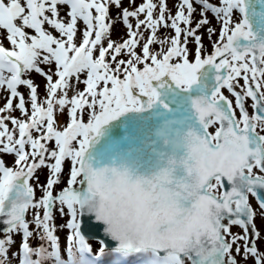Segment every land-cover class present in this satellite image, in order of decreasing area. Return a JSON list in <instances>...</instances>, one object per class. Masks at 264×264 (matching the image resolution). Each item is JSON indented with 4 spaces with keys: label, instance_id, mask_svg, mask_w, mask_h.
I'll use <instances>...</instances> for the list:
<instances>
[{
    "label": "snow or ice",
    "instance_id": "6c2138e0",
    "mask_svg": "<svg viewBox=\"0 0 264 264\" xmlns=\"http://www.w3.org/2000/svg\"><path fill=\"white\" fill-rule=\"evenodd\" d=\"M122 4L0 0V98L5 100L0 106V217L10 230L35 231L47 240L55 236L56 214L61 220L67 216L59 227L79 243L82 264H98L110 242L117 258H135L130 264H264L258 247L264 239V0H177L174 13L168 0L138 5L129 0L133 8ZM196 6L200 19L194 22ZM209 13L220 31L212 40L216 30L207 27L213 51L203 55L200 30L210 25ZM117 24L127 30L126 38L113 39ZM161 27L174 35L158 36ZM189 43L195 45L192 61ZM121 55L128 59H118ZM34 75L44 80L43 95ZM198 85L189 114L178 122L209 152L231 146L236 166L229 173L181 168L175 194L186 204L195 197V230L130 244L95 203L96 158L90 149L110 121L157 105L171 112L165 94L190 93ZM15 111L19 117L12 115ZM8 155L11 164L4 159ZM90 240L98 244L95 254Z\"/></svg>",
    "mask_w": 264,
    "mask_h": 264
},
{
    "label": "clouds",
    "instance_id": "9594fccd",
    "mask_svg": "<svg viewBox=\"0 0 264 264\" xmlns=\"http://www.w3.org/2000/svg\"><path fill=\"white\" fill-rule=\"evenodd\" d=\"M161 122L156 130L160 147L155 149L156 166L140 170L127 161L113 157L96 158L92 175L95 203L110 217V227L125 236L130 244H141L145 239L167 240L173 234L195 230L199 210L196 203L186 204L178 197L176 181L181 168L193 172L229 173L236 166L235 150L229 146L217 152L201 138L189 136L180 117ZM155 143V142H154ZM170 160L173 163H170Z\"/></svg>",
    "mask_w": 264,
    "mask_h": 264
},
{
    "label": "water",
    "instance_id": "95a60500",
    "mask_svg": "<svg viewBox=\"0 0 264 264\" xmlns=\"http://www.w3.org/2000/svg\"><path fill=\"white\" fill-rule=\"evenodd\" d=\"M210 71L202 70V72ZM203 80V76H202ZM201 87L195 86L190 93L165 94V99L173 105V111L169 112L159 105L144 112H128L117 119L110 121L103 127L102 135L90 149V154L102 160H111L113 157L127 161L137 166L140 170H151L156 166V152L160 147L156 136V130L162 121L173 124L169 117H182L189 114L190 97L198 95ZM155 142V143H154ZM178 174H182L179 172ZM10 227L0 217V230L6 231ZM103 225H100L102 234ZM83 231V229H82ZM87 235V233L85 232ZM114 242H110V248Z\"/></svg>",
    "mask_w": 264,
    "mask_h": 264
},
{
    "label": "rangeland",
    "instance_id": "374dc122",
    "mask_svg": "<svg viewBox=\"0 0 264 264\" xmlns=\"http://www.w3.org/2000/svg\"><path fill=\"white\" fill-rule=\"evenodd\" d=\"M213 1L215 2V0H213ZM142 2H143V0H136V5H138ZM176 2H177V0H168V6L170 9H172L173 13L175 12V8L173 5ZM122 6L123 7H129V8L135 7V5L129 4V0H123ZM196 7H197V11L193 16L194 22L196 20L200 19V17H199V6H196ZM116 11L117 10L115 9V7H113L111 9V14L113 16H115ZM60 12H61V15H63L65 12V9L61 8ZM140 18L143 19V15H141ZM208 18L211 21L210 25H207L200 30V33L203 34V44L205 46L208 45V43L206 42V40L208 39V34L206 31L207 27L215 28L216 32H217V29L220 28V24L213 17V14L209 13ZM132 23H133V25H135L134 19L132 20ZM46 27H48V26L46 25ZM79 27L83 28V24L82 23L79 24ZM49 30H51V29L49 28ZM0 31H4V30H0ZM126 31L127 30L123 27L122 24H117L113 30V39H116L118 36H124L126 38ZM219 31H220V29H218V32ZM53 34H57V33L54 32ZM165 34L174 35V31L171 28H160L158 30V33H157L158 36L163 37ZM148 35H149V33L146 31L144 33L145 39L147 38ZM76 39H77V42H79V39H80L79 33L77 34ZM212 40H214V39L212 38ZM142 43L136 49L138 54L142 53ZM105 45H106V41H105ZM151 47L153 50H156L158 48V45H152ZM188 47L194 48L195 45H194V43H189ZM97 54H98V51L95 53V55H97ZM192 57H194V55H192ZM118 59H125L126 60V59H128V57L125 55H121L120 57H118ZM139 67H142V65H140ZM33 78H34L35 83L40 85L39 92L41 95H43L44 80L42 78H40L38 75H34ZM121 78H123V77H121ZM78 87L80 90H83L85 85H83L81 83L78 85ZM101 87H103V85H101ZM19 91H21L22 93L25 94V96H27L28 90L25 87H20ZM3 95H7V93H3ZM71 95H72V93L69 92V96H71ZM4 103H5V100L3 98H0V106H2ZM14 103H15V101H14ZM12 115L19 117L20 113H19V111H15L12 113ZM61 122H63V118H61ZM11 127H12V125L9 122V128H11ZM34 135H35V133H34ZM4 159L6 160V162L8 164H11L13 157L11 155H8V156H5ZM39 175H40L41 182H44V180H45L44 173L41 172V173H39ZM66 178H67V170L65 171V176H64L65 181H66ZM40 194H41L40 191L37 190L36 195L40 196ZM56 216H57V219L55 220V223L57 225V230L55 233V237H56L57 244H59V248L63 249V252L60 254L58 259H56L55 263L49 262V264H82V261L79 259L80 256L78 254L79 243L69 239V230L67 228L61 229L59 227L62 223L66 222L68 217L65 216L64 219L61 220L58 216V213L56 214ZM29 218H30V216H29ZM34 227H35L34 225H30V228H34ZM26 231H27V233H29V236H27V237H25L23 235L22 231H20V230H8L7 232H0V240H1L0 241V243H1V246H0V264H15V260L17 262L19 261L18 264H41V263H39L40 259L38 260V258L34 257V252L37 250L34 243L40 242L39 240H37L38 238H34V235L37 236V233L35 231H28V230H26ZM39 237H42V236H39ZM6 241L9 242V246H7ZM21 245L22 246L26 245L29 249V261L28 262L22 261V258L19 254V249H20ZM69 247L71 248V251H69ZM42 250L45 251V247ZM97 250H98V247H95L92 249L93 253H96ZM17 252H18L19 259H16V257H15ZM40 254L42 255L41 257L45 256V253L40 252ZM111 254L108 253L104 258H102L100 260L99 264H125V263L130 264V261L135 259L134 257H129L127 259L117 258L116 256H112ZM54 257H55V255H54ZM125 260H127L128 262ZM43 264H45V263L43 262ZM249 264H253V262L251 260H249Z\"/></svg>",
    "mask_w": 264,
    "mask_h": 264
},
{
    "label": "flooded vegetation",
    "instance_id": "af4514ba",
    "mask_svg": "<svg viewBox=\"0 0 264 264\" xmlns=\"http://www.w3.org/2000/svg\"><path fill=\"white\" fill-rule=\"evenodd\" d=\"M218 36H219V32L217 31V32H216V35H214L212 38H213L214 40H216V39L218 38ZM206 42L208 43V45L205 46V45L203 44V45H204V53H203V55L211 54V52L213 51V47H212V44L210 43L209 39H207ZM189 49L192 51V55H194L195 47H194V48H190V47H189ZM192 55L189 56L190 61L194 60V57H192ZM239 83H240V84H243V80L241 79V80L239 81ZM237 90H239V89H237ZM223 91H224L225 95H228V93H227L226 90H223ZM230 98H232V97H230ZM232 99H233V102H234V98H232ZM248 103L250 104L251 101L249 100ZM249 112H250V114H251V109H250V108H249ZM238 115H239V113L237 112V116H238ZM210 131H214V129H210ZM252 202L255 203L254 200H253ZM259 224H260V221L257 220V225L259 226ZM232 231H233V232H240L241 229H239L238 227H233V228H232ZM262 237H264V231H262ZM258 247H259V249H260L261 251H264V239L261 240V242L258 244Z\"/></svg>",
    "mask_w": 264,
    "mask_h": 264
},
{
    "label": "trees",
    "instance_id": "16d2710c",
    "mask_svg": "<svg viewBox=\"0 0 264 264\" xmlns=\"http://www.w3.org/2000/svg\"><path fill=\"white\" fill-rule=\"evenodd\" d=\"M85 120H87V115H85L84 117ZM51 240V239H50ZM94 244H97L96 242ZM98 245V244H97ZM50 252H51V249L49 250L48 254H47V261L49 260V256H50Z\"/></svg>",
    "mask_w": 264,
    "mask_h": 264
}]
</instances>
